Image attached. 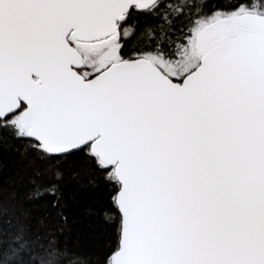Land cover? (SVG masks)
I'll return each instance as SVG.
<instances>
[{"label": "snow or ice", "instance_id": "6c2138e0", "mask_svg": "<svg viewBox=\"0 0 264 264\" xmlns=\"http://www.w3.org/2000/svg\"><path fill=\"white\" fill-rule=\"evenodd\" d=\"M0 264H264V0H0Z\"/></svg>", "mask_w": 264, "mask_h": 264}]
</instances>
